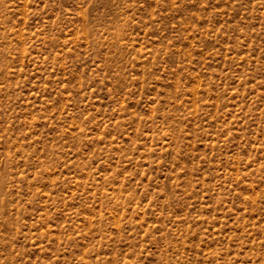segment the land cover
<instances>
[{"label":"rangeland","instance_id":"rangeland-1","mask_svg":"<svg viewBox=\"0 0 264 264\" xmlns=\"http://www.w3.org/2000/svg\"><path fill=\"white\" fill-rule=\"evenodd\" d=\"M0 264H264V0H0Z\"/></svg>","mask_w":264,"mask_h":264}]
</instances>
